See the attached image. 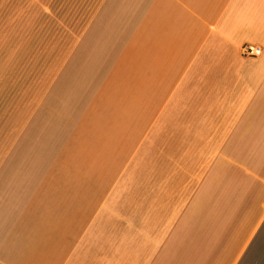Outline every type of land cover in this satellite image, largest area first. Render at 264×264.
Returning <instances> with one entry per match:
<instances>
[{"label":"crops","instance_id":"crops-1","mask_svg":"<svg viewBox=\"0 0 264 264\" xmlns=\"http://www.w3.org/2000/svg\"><path fill=\"white\" fill-rule=\"evenodd\" d=\"M263 252L264 0H0V264Z\"/></svg>","mask_w":264,"mask_h":264},{"label":"built area","instance_id":"built-area-1","mask_svg":"<svg viewBox=\"0 0 264 264\" xmlns=\"http://www.w3.org/2000/svg\"><path fill=\"white\" fill-rule=\"evenodd\" d=\"M243 52L248 56L259 55L261 53V48L259 46L245 45Z\"/></svg>","mask_w":264,"mask_h":264},{"label":"rangeland","instance_id":"rangeland-1","mask_svg":"<svg viewBox=\"0 0 264 264\" xmlns=\"http://www.w3.org/2000/svg\"><path fill=\"white\" fill-rule=\"evenodd\" d=\"M264 253V252H263ZM261 255V254H260ZM264 255V254H263ZM258 257V256H257ZM255 258H256V256H255ZM248 264H252V262L251 263H248ZM253 264H261V263H258V262H254Z\"/></svg>","mask_w":264,"mask_h":264}]
</instances>
